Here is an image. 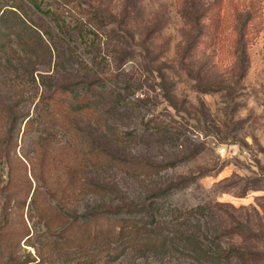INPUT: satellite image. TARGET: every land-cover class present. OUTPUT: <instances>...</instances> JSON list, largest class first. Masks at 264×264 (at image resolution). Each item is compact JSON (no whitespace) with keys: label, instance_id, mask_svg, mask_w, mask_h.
<instances>
[{"label":"rangeland","instance_id":"1","mask_svg":"<svg viewBox=\"0 0 264 264\" xmlns=\"http://www.w3.org/2000/svg\"><path fill=\"white\" fill-rule=\"evenodd\" d=\"M76 1L85 19L99 27L98 37L87 33V46L76 50L90 76L70 71L68 64L67 74H56L54 59L48 68L39 54L34 66L13 45L0 53V112L18 101L17 110L31 117L48 95L39 75L51 90L50 83L80 93L85 83L95 82L91 109L71 123L75 131L67 129L62 107L59 120L47 129L24 131L23 122L8 148L3 143L9 125L0 115L1 185L7 182V162L20 166L24 155L37 153L41 139L47 156L63 164L75 158L68 146L90 144L109 163L97 164L91 176L112 193L105 201L91 198L90 207L138 203L151 195L147 190H166L162 220L169 221L175 210L204 207L209 217L202 227L210 229L205 233L220 239L226 252L236 250L231 264H264V0ZM65 151L67 158L61 155ZM131 162L158 168L135 178ZM27 172L30 179L28 167ZM183 179L185 186H172ZM34 186L20 194L24 209L15 198L6 206L7 194L0 191V264H66L48 247L58 241L51 234L62 224L50 231L35 224L39 212L29 208ZM9 219H15L16 229L1 230ZM114 254L66 259L67 264H196L181 252L148 260L123 255L111 263Z\"/></svg>","mask_w":264,"mask_h":264},{"label":"trees","instance_id":"2","mask_svg":"<svg viewBox=\"0 0 264 264\" xmlns=\"http://www.w3.org/2000/svg\"><path fill=\"white\" fill-rule=\"evenodd\" d=\"M85 16L86 11L76 0H0V53H6L8 48L14 45L18 49L17 53L28 57L34 66L39 54L48 68L54 59L56 74L60 70L67 74L68 64L69 70L74 73L85 70L81 76L88 78L91 72L87 69L88 63H85L76 50L81 48V44L87 46L84 40L87 33L98 37L96 32L99 31V27H94L96 25H93L92 20L85 19ZM36 19L40 22H36ZM39 78L40 86L45 88L48 95L39 99L37 105L42 106L39 108L36 105V111L31 117L17 110L18 101L13 107H6L4 112H0L9 125L7 141L3 143L4 148L9 147L12 132L23 122L24 131L32 130L34 127L47 129V126L50 127L59 120L62 107L63 114L70 123L67 129L71 131L76 128L71 123L79 119L77 115L90 111V104L94 101L97 91L95 82L85 83L86 89L79 93L70 85L50 83L53 87L51 90L46 86L45 77L39 75ZM43 141L44 139L38 141L37 153L34 152L32 157L24 155L25 161L20 162V166L15 167L7 162V182L1 185L0 176V191L7 194L4 203L6 206L15 198L16 204L24 209L27 202L20 198V194L25 186L31 191L32 183L35 185L29 203L31 212H39L35 224H42L49 231L57 223L62 224L60 230L51 234L56 236L58 241L48 243V247L63 256L66 264V258L69 259L71 256L83 260L89 257L99 258L102 255L110 256L112 252L115 254L114 257H109L111 263L118 262L123 255H127L126 258L129 260H148L171 252H181L196 264H231L236 250L232 248L226 252L220 244V239L214 241L208 237L210 229H204L201 223L204 221L206 224L209 217L204 207L183 213L175 210L171 212L169 221L162 220L159 212L163 210L162 202L166 199L162 196L167 191L157 189L147 190L151 191V195L138 203L90 207L91 198L98 197L105 201L112 194L107 187L97 183L91 176L93 167L97 164L103 166L108 161L104 162L101 154L89 146L90 144L86 146L85 143H74L67 149L74 151L75 158L72 156L70 160L72 162L65 164L62 160L56 162L57 159L47 156ZM67 151L61 154L65 155V158L69 157ZM131 163L134 166L131 169L132 173L138 171V174H134L135 178H138L140 173H145L146 178L152 173V169L158 168L153 164ZM54 164L57 169L64 171L51 169ZM111 164L120 166L118 162ZM27 167L30 179L27 177ZM16 174L24 176L26 181L28 180L27 185L19 183V176ZM186 181L180 180L172 186L183 187ZM41 189L44 191L42 194ZM70 203L72 209L68 207ZM82 204L84 211L80 212ZM54 210L57 213L51 215L49 212ZM17 217L18 213L14 218ZM14 220L5 221L3 225L6 226L1 230L6 231L13 227L15 230ZM214 232L217 230L214 229ZM119 249L121 251H118Z\"/></svg>","mask_w":264,"mask_h":264}]
</instances>
